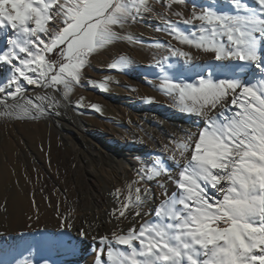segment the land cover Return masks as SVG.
<instances>
[{
    "label": "snow or ice",
    "instance_id": "snow-or-ice-1",
    "mask_svg": "<svg viewBox=\"0 0 264 264\" xmlns=\"http://www.w3.org/2000/svg\"><path fill=\"white\" fill-rule=\"evenodd\" d=\"M158 2L165 13L152 0H0V32L8 38L0 63L11 69L0 85V117L59 115L82 84L93 54L134 39L122 35L126 25L156 12L163 22L158 31L201 50L209 56L203 64L230 74L209 70L190 81L177 79L169 69H192L201 61L171 42H153L159 51L149 67L159 69V83L149 81L150 86L195 117L197 129L173 135L150 166L141 164L134 180L111 193L115 205L108 215L116 227L93 237L102 246L95 264H264V0H253L255 6L225 0V10L213 4L197 11L193 5L187 17L171 11L186 0ZM180 22L193 30L185 32ZM130 66L120 56L108 68ZM253 70L258 78H241ZM146 201H155V207L137 224ZM71 216L61 217L62 229H72ZM124 221L131 224L126 231L120 228ZM10 264L33 261L13 258Z\"/></svg>",
    "mask_w": 264,
    "mask_h": 264
},
{
    "label": "bare ground",
    "instance_id": "bare-ground-1",
    "mask_svg": "<svg viewBox=\"0 0 264 264\" xmlns=\"http://www.w3.org/2000/svg\"><path fill=\"white\" fill-rule=\"evenodd\" d=\"M247 2L255 6L253 0ZM213 4L221 10L228 8L225 0H186L183 5H173L171 11H182L187 17L193 5L199 11L200 6ZM159 5H156L157 11L165 13L167 10ZM171 17L169 13L168 18L172 19ZM179 19L175 16L173 20ZM153 21L155 22L151 23ZM162 24L159 16L149 15L145 19L138 18L131 25H145L154 30L153 35L158 37L161 34L157 27H162ZM186 47L201 63L187 70L178 65L175 73L177 77L182 71L184 76L189 75L188 78L184 77L188 81L196 73L206 75L209 70L214 71L217 76L230 74L227 68L217 69L215 65L203 64L209 56L201 50ZM253 77L258 78L254 70L241 75L245 80ZM130 81L139 86L136 79L132 78ZM119 91V96L107 102L116 122L106 131H98L82 123L79 113L70 103L65 106L64 116L48 114L46 138L36 126H23L24 131L38 133L39 141L46 149V159H41V152L31 151L28 154L20 149L21 156L18 155L15 162L22 170L27 171L33 165L46 174L49 179L46 182V191L50 193L47 202L49 211L43 214L39 205L36 210L31 202L29 219L22 215L21 209L12 219L8 207L5 210L0 207V260L5 261V264H10L13 258L21 260L27 252L37 258L35 264H44L45 259L49 264H95V254L102 246L93 237L110 234L116 227V221L110 220L108 215L115 205L111 193L116 188L123 189L134 180L141 164L150 166L173 135L179 136L186 130L197 129L196 118L179 112L173 107L170 97L164 94L162 102H144V97L139 95L141 90L138 92L136 89L119 87ZM28 95H34V90L29 89ZM89 95L82 88L75 87L71 97L84 98ZM55 132L65 141V146H57L59 140ZM20 144L19 141V146ZM5 164L0 156V171L6 168ZM175 171L173 168L174 173ZM58 175L64 181L60 182L59 187H54L52 182ZM150 187L159 199L160 190L156 184L152 183ZM171 190L172 186L169 185V191ZM154 207L155 201H146L143 206L144 215L137 218L136 223L150 218ZM69 212L72 213L73 227L71 230L62 229L61 217ZM130 226L127 221L120 224L124 231ZM81 230L88 233L86 237H80Z\"/></svg>",
    "mask_w": 264,
    "mask_h": 264
},
{
    "label": "rangeland",
    "instance_id": "rangeland-1",
    "mask_svg": "<svg viewBox=\"0 0 264 264\" xmlns=\"http://www.w3.org/2000/svg\"><path fill=\"white\" fill-rule=\"evenodd\" d=\"M165 3H167V0H165ZM152 4L156 8V5L160 3L158 0H152ZM202 7H208V5L200 6V8ZM149 15L157 16L156 12H153L139 18L145 19ZM171 16V20H173L175 16ZM154 22L155 21L151 23ZM131 24L132 23L126 25L122 35L131 36L134 37V39L114 42L105 49L99 50L90 58V66L83 74L82 84L77 86L90 95L84 98H82V96L80 98L79 96L74 98L71 97L70 104H72L79 113L80 121L98 131H106L116 122L107 102L119 96L121 93L119 87L130 88L131 90L136 89L138 92L141 90L139 95L144 97L142 98L144 102H148L147 98H151V102L163 101V93L161 95V92L158 91L157 88L150 86L149 83V81L151 84L159 83L157 79L159 69L149 67V65L153 63V57L157 56L159 51L153 46L154 41L171 42L177 47H182L184 50L188 48L186 47L187 45H179L176 41H173L166 32L159 31L158 33L161 35L155 37V35H153L154 30L148 29L147 26H132ZM179 26L185 32L193 30L191 26H186L182 22L179 23ZM7 39L5 33L0 32V50L7 47ZM186 51L192 53L190 49ZM120 56L127 57L131 62V66L127 68V70L110 71L108 65L119 59ZM172 62L177 63L175 60ZM168 71L177 79H185L184 77L188 78L189 76L188 74L184 76L185 73L182 71L181 75L177 77L175 75L176 68L169 69ZM10 75V67L0 63V85L5 84ZM105 78H108L107 81ZM132 78L137 80L140 90L136 85L131 84L130 79ZM92 82H95V84ZM101 83L106 84L104 89L99 88V84ZM93 104L98 106L99 111L92 108ZM59 111V117L64 116L65 107L61 108ZM47 116L48 114L38 119H5L0 117V156L2 161L6 163V168L0 171V207L4 210L8 207V213L12 219L15 218L19 209H21L22 215L26 219H29L31 202L36 210H38L39 205L43 214L49 211L47 202L50 193L46 191V182H49V179L46 174H43V171L33 165H31L27 171L22 170L17 165L18 163L15 162L18 155L21 156L20 149L28 154H30L31 151L41 152V159H46V149L41 145L38 133H34L31 130L24 131L23 126H36L40 134L46 138L48 134ZM54 134L59 140L57 146H65V141L60 135L57 132ZM19 141L21 142L20 146ZM56 178L57 179L52 182V185H54V187H59L62 183L61 181H64V179L59 175L56 176ZM2 213L4 215L5 211ZM28 259L32 260L33 264L37 262V258L33 256L31 252H27L21 260Z\"/></svg>",
    "mask_w": 264,
    "mask_h": 264
}]
</instances>
